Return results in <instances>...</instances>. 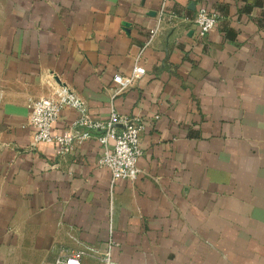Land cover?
<instances>
[{
    "label": "crops",
    "instance_id": "0c3cea01",
    "mask_svg": "<svg viewBox=\"0 0 264 264\" xmlns=\"http://www.w3.org/2000/svg\"><path fill=\"white\" fill-rule=\"evenodd\" d=\"M160 3L0 0V264L110 238L122 264H264V0H167L144 45ZM201 4L218 17L199 37L184 16ZM115 72L134 83L116 91ZM59 84L95 118L143 116L136 178L111 189L95 137L34 140L28 101Z\"/></svg>",
    "mask_w": 264,
    "mask_h": 264
},
{
    "label": "built area",
    "instance_id": "2783aa9c",
    "mask_svg": "<svg viewBox=\"0 0 264 264\" xmlns=\"http://www.w3.org/2000/svg\"><path fill=\"white\" fill-rule=\"evenodd\" d=\"M173 15H175L173 11L167 10V0H161L155 24L149 29L144 45L151 42L161 29L164 20L169 21ZM217 17L215 10L203 4L197 7L192 16H184L192 22L199 37L213 28ZM135 76L134 73L124 75L115 72L113 74V80L116 82L115 90L119 91L132 85ZM63 105L76 107L79 113L69 126L57 132L53 129V124ZM28 106V120L35 127L33 135L35 141L54 142L57 145L56 152L63 153L69 150L72 144L95 137L101 145L97 162L110 170L111 189L117 177L129 179L137 177L141 170L137 159L142 152L140 136L144 129L141 114L121 113L112 107L106 117L95 118L88 111L85 101L65 84L54 85L50 93L31 98ZM154 116L158 114L155 113ZM112 243L110 238L102 248L94 244L64 248L55 257L54 264H79L84 254L97 256L102 264H122L111 257Z\"/></svg>",
    "mask_w": 264,
    "mask_h": 264
}]
</instances>
